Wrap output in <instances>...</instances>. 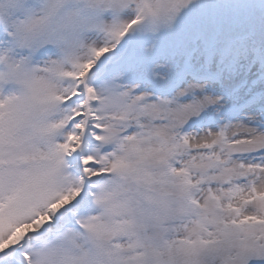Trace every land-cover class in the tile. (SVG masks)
<instances>
[{"label": "snow or ice", "instance_id": "6c2138e0", "mask_svg": "<svg viewBox=\"0 0 264 264\" xmlns=\"http://www.w3.org/2000/svg\"><path fill=\"white\" fill-rule=\"evenodd\" d=\"M0 264H264V0H0Z\"/></svg>", "mask_w": 264, "mask_h": 264}]
</instances>
